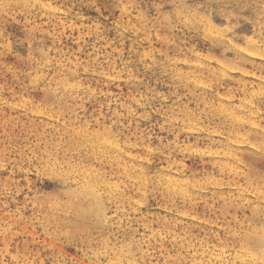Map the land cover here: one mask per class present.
<instances>
[{
	"label": "rangeland",
	"instance_id": "374dc122",
	"mask_svg": "<svg viewBox=\"0 0 264 264\" xmlns=\"http://www.w3.org/2000/svg\"><path fill=\"white\" fill-rule=\"evenodd\" d=\"M0 264H264V0H0Z\"/></svg>",
	"mask_w": 264,
	"mask_h": 264
}]
</instances>
